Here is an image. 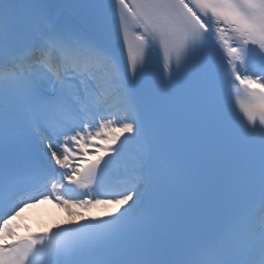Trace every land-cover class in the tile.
<instances>
[{"label":"snow or ice","instance_id":"6c2138e0","mask_svg":"<svg viewBox=\"0 0 264 264\" xmlns=\"http://www.w3.org/2000/svg\"><path fill=\"white\" fill-rule=\"evenodd\" d=\"M0 264H264V0H0Z\"/></svg>","mask_w":264,"mask_h":264},{"label":"bare ground","instance_id":"6f19581e","mask_svg":"<svg viewBox=\"0 0 264 264\" xmlns=\"http://www.w3.org/2000/svg\"><path fill=\"white\" fill-rule=\"evenodd\" d=\"M51 213H52L55 217L58 216V214H62L64 217H67V216H68L67 211H66V213H65V212H63V210H61V209H59V208H56V210H52ZM48 218H49V217H48ZM49 220H50V222H54V223H58V222H59V220H57V219H49Z\"/></svg>","mask_w":264,"mask_h":264}]
</instances>
